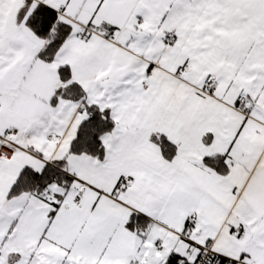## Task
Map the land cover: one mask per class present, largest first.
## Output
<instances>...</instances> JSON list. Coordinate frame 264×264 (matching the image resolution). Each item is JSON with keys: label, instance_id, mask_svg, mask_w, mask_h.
<instances>
[{"label": "snow or ice", "instance_id": "6c2138e0", "mask_svg": "<svg viewBox=\"0 0 264 264\" xmlns=\"http://www.w3.org/2000/svg\"><path fill=\"white\" fill-rule=\"evenodd\" d=\"M0 264H264V0H0Z\"/></svg>", "mask_w": 264, "mask_h": 264}]
</instances>
